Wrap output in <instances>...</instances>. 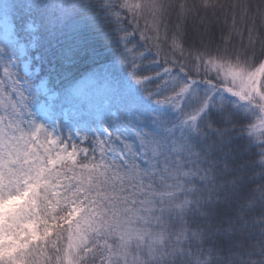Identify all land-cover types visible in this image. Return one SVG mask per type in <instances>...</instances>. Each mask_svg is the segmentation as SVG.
<instances>
[{
	"label": "snow or ice",
	"instance_id": "obj_1",
	"mask_svg": "<svg viewBox=\"0 0 264 264\" xmlns=\"http://www.w3.org/2000/svg\"><path fill=\"white\" fill-rule=\"evenodd\" d=\"M105 2L128 77L175 119L141 114L139 99L128 92L125 108L135 119L75 138L37 122L21 91L16 104L0 105V179L43 173L84 193L70 201L72 210L83 203L108 225L80 264H264V182L252 188L216 155H226L233 136L247 134L264 165V97L257 103L242 76L246 65L264 69V0ZM120 10L132 15L135 30L137 18L144 19L140 37L153 31L151 45L137 41ZM161 28L172 55L155 43ZM212 107L220 112L216 121L208 116ZM241 107L251 115L246 125L234 114ZM210 131L212 142L197 146L193 135Z\"/></svg>",
	"mask_w": 264,
	"mask_h": 264
},
{
	"label": "trees",
	"instance_id": "obj_2",
	"mask_svg": "<svg viewBox=\"0 0 264 264\" xmlns=\"http://www.w3.org/2000/svg\"><path fill=\"white\" fill-rule=\"evenodd\" d=\"M120 11L122 20L127 21L124 26L134 30L137 41L151 45L153 31L146 32L148 39L140 37L146 28L144 19L137 18L139 30H135L132 15L127 10ZM2 19L14 25L12 39L5 40L0 32L2 48L13 59L28 91L45 100L46 112L59 123L65 136L72 131L80 136L102 135L103 127L115 128L125 120L135 119L136 113L125 108L128 92L139 99L141 114L159 112L175 119L170 109L157 107L144 98L128 77L120 63L122 45L116 20L105 0H0ZM236 42L239 44V37ZM155 43L162 55L173 54L171 40L165 37L163 28ZM243 43L247 44L246 35ZM22 46L38 55L39 72H27ZM40 81L46 82V93L37 88ZM228 100L234 102L235 98L229 96ZM234 114L245 125L251 119L242 107ZM208 116L216 121L220 112L212 107ZM214 135L211 131L207 137L193 135V140L202 146L211 143ZM251 140L247 134L235 135L225 147L226 155H216L229 165L230 175L245 174L248 184L255 188L264 182V175L259 174L264 165L259 163V148Z\"/></svg>",
	"mask_w": 264,
	"mask_h": 264
},
{
	"label": "clouds",
	"instance_id": "obj_3",
	"mask_svg": "<svg viewBox=\"0 0 264 264\" xmlns=\"http://www.w3.org/2000/svg\"><path fill=\"white\" fill-rule=\"evenodd\" d=\"M258 68L246 65L242 76L250 80L253 96L261 103L264 69ZM70 188L68 181L43 173L13 183L0 179V264H80L108 220L83 203L72 210L70 201L84 193Z\"/></svg>",
	"mask_w": 264,
	"mask_h": 264
},
{
	"label": "rangeland",
	"instance_id": "obj_4",
	"mask_svg": "<svg viewBox=\"0 0 264 264\" xmlns=\"http://www.w3.org/2000/svg\"><path fill=\"white\" fill-rule=\"evenodd\" d=\"M30 21V19H29ZM32 21V20H31ZM29 25V23H27ZM31 27V26H30ZM29 30H33L32 27ZM0 32L5 40H10L14 36V25L7 19L0 21ZM33 40L34 38L31 37ZM22 56L25 60V66L27 72H39L40 63L38 55H35L33 49H27L21 47ZM7 67L8 71L5 72L4 68ZM18 85H23L24 89ZM37 88L42 90L44 93L48 91V86L45 81H40L37 84ZM23 91L25 98L30 99L29 107L33 114V118L39 122L45 124L47 127L55 129L57 132H62L59 123L51 118L45 110L46 102L38 95H32L27 88V85L23 77L19 74L15 67L14 61L9 57L0 43V105H7L9 102L16 104V101L20 99L19 93ZM106 128L103 127V131ZM69 135L78 138L80 135L76 131H72ZM81 146H84L82 142L77 141Z\"/></svg>",
	"mask_w": 264,
	"mask_h": 264
}]
</instances>
